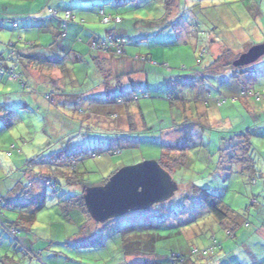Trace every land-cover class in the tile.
<instances>
[{
	"label": "rangeland",
	"instance_id": "374dc122",
	"mask_svg": "<svg viewBox=\"0 0 264 264\" xmlns=\"http://www.w3.org/2000/svg\"><path fill=\"white\" fill-rule=\"evenodd\" d=\"M112 2L0 0V64L9 70L0 76V102L16 111L10 127L0 123V196L24 204L2 208L0 264H172L177 253L191 257L186 264H264V57L235 67L264 44V0L115 1L127 8ZM102 10L122 24L103 23ZM38 18L47 21L48 31L38 30ZM111 29L127 38L126 57L107 65L111 72L102 76L92 56L105 54L89 44L93 34L105 39ZM36 54L63 59L50 69L33 60ZM145 56L151 61L139 60ZM37 70L43 75L34 78ZM13 73L20 80L10 79ZM117 74L124 75L120 88ZM131 83L139 101L128 116L112 98ZM238 83L254 93L241 97ZM113 88L119 90L109 99ZM130 117L141 133L124 135ZM248 128L259 170L254 181L229 152L220 162L221 139ZM61 151L79 154L76 184L54 175L71 172L56 162L50 166V156ZM163 152L187 157L170 174L176 189L169 200L100 222L81 208L84 189L105 186L111 174L157 161ZM41 157H48L49 167ZM49 180L57 186H48ZM194 186L214 191L240 215L233 237ZM19 216L15 237L9 227ZM211 248L205 258L190 255Z\"/></svg>",
	"mask_w": 264,
	"mask_h": 264
},
{
	"label": "trees",
	"instance_id": "16d2710c",
	"mask_svg": "<svg viewBox=\"0 0 264 264\" xmlns=\"http://www.w3.org/2000/svg\"><path fill=\"white\" fill-rule=\"evenodd\" d=\"M51 11H54V10H51ZM102 12H104V11L102 10ZM67 13H71V12L67 11ZM104 14H105V12H104ZM72 16H73V14H72ZM116 17H119V16H116ZM122 22H123V20H122ZM122 22H121V24H122ZM115 25H117V24H115ZM118 25H120V24H118ZM111 35L112 36L115 35L117 37L124 39L125 44L123 46L124 47L123 55L117 56L115 50H110L109 53H104L103 51L93 50L91 48V42H93L94 40H101L102 38L93 39L90 41V44H89L91 51H97V52H100L102 54H105L104 56H94V55L92 56V60L98 66L99 72L102 74V76H105L106 72H111V69L108 70L105 68V67H107V65L109 66V64H112L113 60L122 59L126 56V46L128 44L127 38L123 35L122 32H117L116 29H111V30L107 31V37H109ZM32 47L34 48V46H32ZM75 54H76L75 58L77 61L83 60L82 56H80L77 53H75ZM42 56H45V55L43 54V55H41V57ZM28 57H29V55H28ZM30 57H32V56H30ZM62 59L63 58H60L59 62H61ZM139 60L148 62V61H151V58H150V56H145L143 58L139 57ZM2 61H4V57H2V55H0V62H2ZM110 68H112V67H110ZM6 72H9V70L5 69L3 67V65L0 64V76H4L5 74H7ZM14 75H15V73L10 75V79H12L13 81L16 80L13 77ZM108 76L110 77L111 75H108ZM122 77H124V75H121V74H117L115 77L118 80L117 84H118L119 88L121 85L120 83H122V81H121ZM19 80H20V78H19ZM20 82H22V81H20ZM238 84L240 85V91H241V96H242L244 91H247V89L245 87V84H243V83H241V84L238 83ZM23 86H26V84L24 82H23ZM136 88L137 87L135 86V84L131 83V86H130V89L128 92L125 93L123 91V94L120 98H112V100H114L115 105H119V106L123 105L125 107V109L129 111L128 116H131L130 111L134 107V103L139 101V99L136 96V91H137ZM116 90L118 91L119 89L116 88ZM148 90H149V88H148ZM252 93H254V92H252ZM109 94H110L109 99H111V95H113V93L110 91ZM144 94H146V91L144 92ZM219 96L221 97V94ZM137 109L139 110L140 114L142 115L145 131L148 132L149 131L148 125L145 121L143 111H142L141 107H139V106L137 107ZM5 112H6L7 116L9 115V117L13 113L12 111H5ZM4 122H8L7 127L11 126V123H9L10 122L9 119H7L6 121H2L0 123L3 124ZM129 127H130L129 131L126 132L124 135L131 136L134 134L141 133L139 131V127L137 129V126H136V123L134 122L133 117L129 118ZM252 138H253V134L249 128L242 130V131H232L231 134H229V138L221 139V148L219 150L220 162L224 161L223 157H225V154L227 152H229L232 155L230 161L234 164L239 165L241 167V174L247 176L250 181H254L259 176V170L257 169L256 159L254 158V156H255L254 149L255 148H254V145L252 143ZM173 149L180 150V148L175 147V146L173 147ZM174 154L175 153H173V152H163L161 158L159 160H157V162L161 165V167L165 171H167L169 174L176 172L178 169L183 167L184 164L186 165V158H187L186 155H184L183 153H180V154L176 153L175 155H177V157H174ZM41 158H39V159L41 160ZM47 158L48 157L42 158L41 165L43 167H46V166L49 167L48 166L49 162H47V160H46ZM50 158H51V160H53V164L50 165L51 167H53L54 163L56 162L54 166L57 168H62V169L66 168V167L71 168L70 173H66L65 171L60 170L59 174L58 173L54 174L55 176H61L62 175V177H65L66 181H68L69 183L73 182L77 178L73 174L76 173L75 172L76 168H77V166H79V162H80L78 153L73 152V153L68 154V153H65V151H61V152L53 154L52 156H50ZM34 162H35V160L34 161L32 160L28 163L29 170H32ZM221 165H222V163H221ZM51 169H53V168H51ZM53 173H54V170H53ZM115 173L111 174L110 177H108L105 180V182L108 183L109 180L111 179V177ZM45 176H47V175H45ZM73 183L76 184L75 181ZM47 185L54 187V188L57 186L56 184H53L51 180L47 181ZM86 190L87 189H84L82 195L79 196L78 202L80 203L81 208H83L88 214H90L88 209H87L85 200H84V194H85ZM194 193L197 196V198L200 200V202L203 203L208 208V211L218 220L219 224L224 229H226V231H228V234H227L228 237L229 238L233 237L234 233H235L234 232L235 228L237 226H240L238 224V222L236 221V216H240V215L237 214L236 211L232 210V207L223 203L222 200L219 199L215 195L214 191L212 194V193L207 192L203 189H200L197 186H194ZM7 206H14L15 208H17V207L20 208V207H23L24 204L18 203L16 201H10L4 196H0V216L2 215V208H4V207L7 208ZM34 214L35 213L32 214L33 218L35 217ZM22 219H23V217L19 216L16 221H13L12 223H10V224H13L14 226L9 227V232L12 235H14L15 237L17 236V234H19V231L17 229H19L20 224H22V222H23ZM228 219H229V221H227ZM0 224H1V222H0ZM232 234H233V236H232ZM217 245H218V243H215V247ZM221 249H223V248H221ZM196 250H198V249H196ZM196 250L191 251L190 255L192 257H196L197 259H200V258H205V257L209 256L210 253L212 252L213 248L202 250V251L198 250L197 252H195ZM172 260H173L172 264H186L188 260H191V257H189L188 255L182 254V253H177V254H172Z\"/></svg>",
	"mask_w": 264,
	"mask_h": 264
},
{
	"label": "water",
	"instance_id": "95a60500",
	"mask_svg": "<svg viewBox=\"0 0 264 264\" xmlns=\"http://www.w3.org/2000/svg\"><path fill=\"white\" fill-rule=\"evenodd\" d=\"M262 57L264 44L243 54L235 67L247 66ZM175 189L171 175L157 161H147L119 170L105 186L87 189L84 200L89 213L100 222L167 201Z\"/></svg>",
	"mask_w": 264,
	"mask_h": 264
},
{
	"label": "crops",
	"instance_id": "0c3cea01",
	"mask_svg": "<svg viewBox=\"0 0 264 264\" xmlns=\"http://www.w3.org/2000/svg\"><path fill=\"white\" fill-rule=\"evenodd\" d=\"M112 1H114V2H112V3H115L116 4V6L118 5V7L119 8H123V7H125V8H127L126 7V5L124 4V5H122V4H120V3H118V2H115V1H119V0H112ZM105 11V10H104ZM117 11V10H116ZM56 14L58 15V13L56 12ZM119 15V14H118ZM54 17H55V15H54ZM35 22H36V24H38L39 26H38V30L39 31H41V32H44V31H48V27H47V25H45V24H47V21H45V20H43V19H40V18H38V19H36L35 20ZM15 27H17L18 28V26H17V24H15ZM96 36H95V34H93L92 36H91V39H90V41L92 40V39H94ZM19 56H20V58L21 59H24V56L22 55V54H19ZM28 57V56H27ZM126 57V56H125ZM124 57V58H125ZM25 58H26V56H25ZM124 58H122V59H124ZM59 57H53V58H48V57H46V56H42V57H38L37 56V54L33 57V60H40V63H43V64H49V66H50V69H54V68H57L56 66H54V64H56V63H58L59 62ZM122 59H116V60H113V62H112V64H114V61L115 62H117V61H121ZM111 64V65H112ZM115 65V64H114ZM117 65V64H116ZM59 68V67H58ZM60 69V68H59ZM118 70H121V68L120 69H118ZM41 75H43V73L41 72V71H36L35 73H34V78H35V76H37V77H39V76H41ZM29 76H30V74H29ZM30 78H31V76H30ZM5 89L6 88H4V91H2V92H4V93H6L5 92ZM116 90V88H113V89H111L110 91L111 92H114ZM5 99H8V97L10 96V94L8 93H6L5 95ZM58 96H61V95H58ZM243 103H245L244 104V106H247L248 107V104H247V101L246 102H243ZM112 104H115L114 103V100H112ZM28 105H26V107H27ZM117 106H119V105H117ZM250 106V105H249ZM8 108V109H7ZM5 111H12L13 113H12V115L11 116H13V118H15V114H16V111L15 110H10L9 109V104H7V102H6V100H4V102H0V122H2V121H6L8 118H11V116L9 117V115L7 116L6 115V112ZM264 112H262V114H263ZM10 120V119H9ZM22 153V152H21ZM238 216H236V221L238 222ZM227 221H229V219L227 220ZM239 224V223H238Z\"/></svg>",
	"mask_w": 264,
	"mask_h": 264
},
{
	"label": "built area",
	"instance_id": "2783aa9c",
	"mask_svg": "<svg viewBox=\"0 0 264 264\" xmlns=\"http://www.w3.org/2000/svg\"><path fill=\"white\" fill-rule=\"evenodd\" d=\"M53 13V15L56 16V12L55 11H51ZM101 15H103V23L105 24H110V23H114V24H121L122 19L120 17H115L113 18L112 16H107L104 14V12H101ZM73 16L71 13H67V20L72 19ZM67 21L64 22L65 26L67 25ZM124 44L125 41L124 39L117 37L115 35H111L105 39H101V40H94L93 42H91V48L93 50H98V51H103L104 53H109L110 50H115L116 51V55L117 56H121L124 53ZM14 79L18 78L17 76H13ZM248 93H252L244 91V93L242 94V96L247 95ZM241 96V97H242ZM262 95H257L256 96V101H261L262 100ZM219 102V101H218ZM222 103V101L219 102V104ZM198 250H196L195 252H197Z\"/></svg>",
	"mask_w": 264,
	"mask_h": 264
}]
</instances>
